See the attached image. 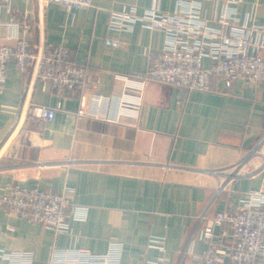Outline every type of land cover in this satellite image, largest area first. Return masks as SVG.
Here are the masks:
<instances>
[{
  "label": "crops",
  "instance_id": "0c3cea01",
  "mask_svg": "<svg viewBox=\"0 0 264 264\" xmlns=\"http://www.w3.org/2000/svg\"><path fill=\"white\" fill-rule=\"evenodd\" d=\"M92 2L0 0V44L13 45L27 21L34 46H66L74 62L97 72V92L115 94L123 85L116 75L147 69L164 34L140 23L111 29L109 10L136 2L139 11L154 3L168 11L175 0ZM225 2L201 0L210 24L218 25ZM232 5L240 21L264 24V0ZM214 83L201 91L147 80L137 123L108 122L76 115L81 101L91 106L90 92L63 97L9 61L0 83V193L14 184L65 191L87 214L54 233L0 206V249L31 251L32 264H49L54 247L103 252L115 239L123 244L120 264H193L192 255L208 247L206 226L216 239L229 230L213 223L216 212L234 211L248 191L264 190V82L226 87L215 76ZM35 104L57 106L53 118L35 117ZM157 236L161 246L150 245Z\"/></svg>",
  "mask_w": 264,
  "mask_h": 264
},
{
  "label": "built area",
  "instance_id": "2783aa9c",
  "mask_svg": "<svg viewBox=\"0 0 264 264\" xmlns=\"http://www.w3.org/2000/svg\"><path fill=\"white\" fill-rule=\"evenodd\" d=\"M9 1V0H5ZM40 4L59 2L67 7L86 8L92 0H37ZM236 0H226L215 17L218 25L208 22L202 13L201 0H175L172 10H160L156 3L139 11L136 2H124L109 10L108 27L131 30L135 23L164 34L162 49L152 57L151 65L135 74H117L123 85L119 92L106 95L96 91L97 72L88 65L78 64L62 45L34 46L29 38L30 24L22 22L25 34L15 35L13 45L0 44V83L4 81L6 65L13 61L21 71L45 81L63 97L83 92L92 94V104L81 101L78 116L97 117L108 122L137 123L147 80L170 84L182 89L215 90L214 77L223 79L226 87L236 81L264 82V24L246 16L240 21ZM205 58L211 63L204 66ZM57 106L33 105L32 114L52 119ZM264 138V137H263ZM263 138L260 139L259 144ZM238 164L231 176L239 173ZM224 187L219 184L218 189ZM71 190V189H69ZM0 206L32 222L41 223L54 233L69 230V220L84 219L87 207L71 203L65 191L56 192L37 186L14 184L0 193ZM227 223L229 230L214 238L211 227L202 236L208 247L194 253L193 264H264V190H250L234 211H217L213 223ZM162 237H151L150 245L161 246ZM123 244L112 239L103 252L79 247H54L49 264H120ZM32 252L0 249L3 264H32Z\"/></svg>",
  "mask_w": 264,
  "mask_h": 264
},
{
  "label": "rangeland",
  "instance_id": "374dc122",
  "mask_svg": "<svg viewBox=\"0 0 264 264\" xmlns=\"http://www.w3.org/2000/svg\"><path fill=\"white\" fill-rule=\"evenodd\" d=\"M256 150H257V148H256ZM256 150H254V152H255Z\"/></svg>",
  "mask_w": 264,
  "mask_h": 264
}]
</instances>
